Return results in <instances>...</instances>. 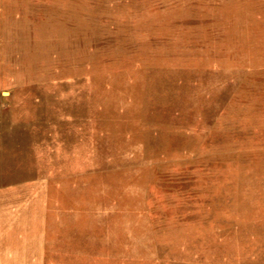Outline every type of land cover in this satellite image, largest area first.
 <instances>
[{
	"label": "rangeland",
	"instance_id": "374dc122",
	"mask_svg": "<svg viewBox=\"0 0 264 264\" xmlns=\"http://www.w3.org/2000/svg\"><path fill=\"white\" fill-rule=\"evenodd\" d=\"M0 264H264V0H0Z\"/></svg>",
	"mask_w": 264,
	"mask_h": 264
}]
</instances>
